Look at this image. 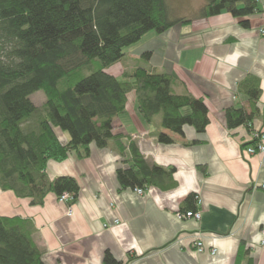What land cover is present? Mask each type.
<instances>
[{"label": "crops", "instance_id": "0c3cea01", "mask_svg": "<svg viewBox=\"0 0 264 264\" xmlns=\"http://www.w3.org/2000/svg\"><path fill=\"white\" fill-rule=\"evenodd\" d=\"M260 4L262 12L250 17L247 29L223 13L177 25L142 47V53L152 52L153 69L177 78L174 94L205 101L210 116L205 133L186 127L183 137L168 133L174 143L159 142L153 132L157 126L143 119L133 91V110L128 107L118 118V131L129 137L123 141L124 156L113 143L106 149L93 145L87 158L72 154L63 162H48L50 180H77L76 202H60L50 193L43 205H32L0 189V216L34 223V240L46 264H105L107 252L120 264H264V153L249 155L243 139L253 136L245 127L230 130L225 116L236 105L252 112L240 84L256 79L260 111L253 126L256 133L264 132V0ZM121 62L107 72L120 77L113 68ZM58 134L62 143L68 141L67 133ZM131 139L149 164L173 170L170 183L143 194L120 189L117 173L130 165ZM192 195L194 205L188 203ZM188 211H200L202 219H179ZM198 236L203 253L194 248ZM212 249L218 250L214 256Z\"/></svg>", "mask_w": 264, "mask_h": 264}, {"label": "trees", "instance_id": "16d2710c", "mask_svg": "<svg viewBox=\"0 0 264 264\" xmlns=\"http://www.w3.org/2000/svg\"><path fill=\"white\" fill-rule=\"evenodd\" d=\"M261 12L260 0H205L193 18L174 16L167 0H0L1 190L30 199L32 205H43L50 193L58 198L72 194L71 204L76 202L77 180H50L48 162H63L72 154L87 158L93 145L106 149L113 143L124 156L123 141L129 137L118 131V118L133 91L143 119L157 126L153 132L159 142L174 143L168 133L183 137L186 127L205 133L210 124L205 101L174 94L177 78L150 66L151 51L144 52L140 66L122 79L107 70L150 32L162 35L177 25L223 13L247 29L250 17ZM37 92L45 94L41 108L31 99ZM240 92L252 112L238 105L228 108L226 124L232 131L245 127L253 136L260 85L248 78ZM59 131L68 134L66 143ZM258 133L260 138L243 139L244 149L260 143L264 132ZM128 146L130 165L117 173L122 191L170 183L173 170L149 164L137 141L131 139ZM194 199L188 197V203L194 205ZM34 233L31 220L0 216V264H46ZM105 264L120 263L107 252Z\"/></svg>", "mask_w": 264, "mask_h": 264}, {"label": "rangeland", "instance_id": "374dc122", "mask_svg": "<svg viewBox=\"0 0 264 264\" xmlns=\"http://www.w3.org/2000/svg\"><path fill=\"white\" fill-rule=\"evenodd\" d=\"M167 1H168L169 8L171 10V13L174 16L189 17V18H193L194 16H196L198 14L199 8H200L199 7L200 3H203V4L205 3V0H167ZM261 33H262V31H261ZM157 35L158 34L155 32H150V33L146 34L139 43L134 44L131 47L126 49V50L129 49L128 52H130L127 55V58L123 62H121L120 64H118L117 66H115L113 68V72H115L116 74H120L119 75L120 77H118V78H120V79L124 78L126 73H130L134 69H136L138 66H140V63H141L140 56H141V54H143L142 53L143 52L142 47L145 46L146 44L150 43L155 37H158ZM262 35L264 36L263 33H262ZM128 95H129L130 100H129V98L127 99L126 109L128 107L130 108L131 104H133V105L135 104V102L132 99L136 98L132 95V92L129 93ZM31 99H32L33 103L37 107H40V108L46 100L44 92H37V93L33 94L31 96ZM136 101H137V99H136ZM128 102H130L129 106H128ZM136 103H137L136 106L138 107V101ZM131 110H133V109H131ZM138 110H139V108H138ZM156 122L160 123V118H157ZM118 128L120 129V126H118Z\"/></svg>", "mask_w": 264, "mask_h": 264}, {"label": "built area", "instance_id": "2783aa9c", "mask_svg": "<svg viewBox=\"0 0 264 264\" xmlns=\"http://www.w3.org/2000/svg\"><path fill=\"white\" fill-rule=\"evenodd\" d=\"M262 33L264 34V29H263ZM253 137L260 138V134L257 132V133H255V135H253ZM246 152L249 155H255V154H258V153H264V136L261 137V141H260V143H258L257 146H249L248 148H246ZM263 188H264V185H263ZM136 191L139 194H143L144 193V190H142V189H136ZM58 199H59L60 202L67 203V204H70V205H71V202L73 201L72 194H69V193L62 194ZM72 213H73L72 207L70 206L68 214L71 216ZM178 216H179V219H190V218H192V219H195L197 221H200L202 219V214H201L200 211H188L186 213H181L180 212L178 214ZM263 234H264V232H263ZM202 238H203L202 236H198L197 240L194 242V248H195V250L198 253H203L205 251V246H204ZM261 245H264V240L261 241ZM217 252H218L217 249H212L211 250V254L213 256L216 255Z\"/></svg>", "mask_w": 264, "mask_h": 264}]
</instances>
